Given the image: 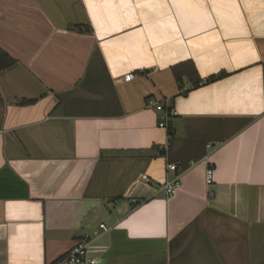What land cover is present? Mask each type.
Instances as JSON below:
<instances>
[{
	"label": "crops",
	"instance_id": "crops-1",
	"mask_svg": "<svg viewBox=\"0 0 264 264\" xmlns=\"http://www.w3.org/2000/svg\"><path fill=\"white\" fill-rule=\"evenodd\" d=\"M0 48V264L95 230L97 264H264V0H0Z\"/></svg>",
	"mask_w": 264,
	"mask_h": 264
},
{
	"label": "built area",
	"instance_id": "built-area-1",
	"mask_svg": "<svg viewBox=\"0 0 264 264\" xmlns=\"http://www.w3.org/2000/svg\"><path fill=\"white\" fill-rule=\"evenodd\" d=\"M135 75L133 73H128L124 75L123 80L124 81H131ZM205 81H200L199 83H190L189 85L181 87L180 91L181 93H188L198 87H201L205 85ZM157 111L160 113V128H167L168 122L171 118L178 115V112L175 110L172 106H167L164 102L157 103L156 105ZM159 156V155H158ZM177 168L176 164H169L168 169L170 171H175ZM213 174L214 169L212 166L208 167L206 172V182L208 185H211L213 182ZM143 178L147 179L146 176ZM178 181L177 178L166 182L163 184V190L168 196H172L176 193V190L178 188ZM100 230L106 231L107 226L105 224L100 225ZM100 235L99 230H95L92 235H85L81 238V240L70 250V252L65 257V261L69 262L70 264H97V260L94 258L89 257L88 255V248L93 238Z\"/></svg>",
	"mask_w": 264,
	"mask_h": 264
},
{
	"label": "trees",
	"instance_id": "trees-1",
	"mask_svg": "<svg viewBox=\"0 0 264 264\" xmlns=\"http://www.w3.org/2000/svg\"><path fill=\"white\" fill-rule=\"evenodd\" d=\"M15 64L16 60L0 48V72L14 66ZM172 68L174 70L176 80L180 83V87L185 85L184 78L189 79V82L191 83L200 82L199 78L196 76V69L192 61L181 62ZM213 79L215 78L210 79V81ZM205 82L208 83V81ZM24 104H28V102H24Z\"/></svg>",
	"mask_w": 264,
	"mask_h": 264
}]
</instances>
